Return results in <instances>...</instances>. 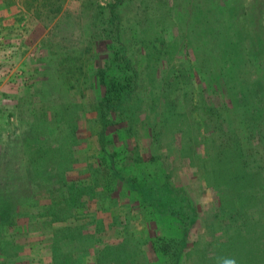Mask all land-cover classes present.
<instances>
[{"label": "trees", "instance_id": "16d2710c", "mask_svg": "<svg viewBox=\"0 0 264 264\" xmlns=\"http://www.w3.org/2000/svg\"><path fill=\"white\" fill-rule=\"evenodd\" d=\"M188 2L85 0L87 51L0 135V264H264V4ZM82 127L98 155L74 176Z\"/></svg>", "mask_w": 264, "mask_h": 264}, {"label": "rangeland", "instance_id": "374dc122", "mask_svg": "<svg viewBox=\"0 0 264 264\" xmlns=\"http://www.w3.org/2000/svg\"><path fill=\"white\" fill-rule=\"evenodd\" d=\"M95 1L100 7H106L110 2ZM247 1L251 0H244L246 3ZM259 1L264 4V0ZM1 2L0 0V124L6 129L0 135L3 136V142L9 143L12 141L11 137L26 129L23 124L16 122L14 115L19 100L26 96L34 99L43 97L46 102L55 86L60 88L61 65L65 64L73 69L78 65L73 59L80 51H87L86 39L94 30L90 15L87 14L88 9L83 6L85 0H12L14 4L7 7L1 6ZM84 94L91 99L93 97L91 90L84 91ZM73 98L76 99L74 96ZM41 105L42 103L35 104L36 107ZM91 116L94 113L87 117ZM145 134L146 132L143 133L144 136ZM79 138L80 143L78 140L74 149L81 163L67 171L74 176L78 175L76 172L82 170L85 164L96 162L94 157L98 155L94 136L89 129L82 127ZM142 138L138 141L141 148L144 146ZM174 160L173 177L179 183L184 180L186 167L182 161ZM187 189L201 215L206 216L216 210V195L211 190L204 189L200 182L189 179ZM19 244L24 246L20 253L23 258L33 253L30 251L31 247L40 248L38 242L28 238H22Z\"/></svg>", "mask_w": 264, "mask_h": 264}]
</instances>
